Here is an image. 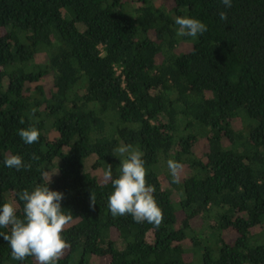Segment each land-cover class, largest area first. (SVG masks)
I'll list each match as a JSON object with an SVG mask.
<instances>
[{"label": "trees", "instance_id": "1", "mask_svg": "<svg viewBox=\"0 0 264 264\" xmlns=\"http://www.w3.org/2000/svg\"><path fill=\"white\" fill-rule=\"evenodd\" d=\"M166 1L0 0V203L22 215L17 193L57 170L48 186L72 215L57 264H264V0ZM184 15L207 32L177 36ZM121 144L143 152L159 227L108 210L111 182L92 169L118 176ZM13 154L26 170L4 166ZM169 161L187 169L177 182ZM35 262L0 238V264Z\"/></svg>", "mask_w": 264, "mask_h": 264}, {"label": "clouds", "instance_id": "2", "mask_svg": "<svg viewBox=\"0 0 264 264\" xmlns=\"http://www.w3.org/2000/svg\"><path fill=\"white\" fill-rule=\"evenodd\" d=\"M225 9L232 6V0H220ZM220 21H227L225 11L218 13ZM176 35L195 40L207 32V25L197 18L176 16ZM35 112V109L32 110ZM19 123L23 124L21 119ZM22 141L31 145L40 137V131L35 126H28L18 130ZM116 152L119 154V175L113 177L111 166L104 171V178L111 182L112 191L108 195L107 206L113 217L130 215L134 222H147L159 227L162 220V210L154 198V187L146 184L147 170L143 159V152L131 145L121 144ZM3 164L6 168L27 169L22 157L18 154L6 156ZM181 165L175 161L168 162V169L177 182V171ZM55 173V172H54ZM53 174V173H52ZM50 176L44 185L31 190L17 193L23 202L22 215H17V207L12 202L0 203V229H7V234L0 231V238L5 240L10 248L12 260L20 262L26 257H33L36 264H57L64 250L69 246L62 233L69 226L72 215L62 211L61 201L64 194L51 190ZM92 202L95 203L92 197Z\"/></svg>", "mask_w": 264, "mask_h": 264}, {"label": "rangeland", "instance_id": "3", "mask_svg": "<svg viewBox=\"0 0 264 264\" xmlns=\"http://www.w3.org/2000/svg\"><path fill=\"white\" fill-rule=\"evenodd\" d=\"M154 1V4L156 7L158 8H168V3L166 0H153ZM184 49V48H183ZM35 61L37 63H44V56L42 54H39L35 57ZM41 85H43L44 87H48L50 85V78L49 77H44L40 80L39 82ZM232 124H233V127L235 129H239L241 127V122L240 120L237 118V119H234L232 121ZM204 149H205V141L202 139V140H199V142L197 143V145L194 147L193 151L196 155L198 156H201V154L204 152ZM55 172V173H54ZM92 172L97 175L102 181H105V178H104V175H102V173L100 172L99 169H92ZM53 173V174H52ZM178 176L181 178L182 176L186 175L187 174V169L186 168H180L178 171ZM58 172L57 170L54 168L52 170H49V171H46L45 174H44V177L45 179H48V176H50V178H54L55 176H57ZM164 181V180H163ZM165 184L164 185H167L166 182H164ZM172 198L173 200H177V195L173 193L172 195ZM198 223L199 221L195 220L193 222V226L198 229ZM228 234L230 235V237H232V234L230 232H228ZM186 244V243H185ZM63 255V254H62ZM89 262L91 264H107L108 260L106 258H100V259H97L95 257H90V260ZM36 264V262H35Z\"/></svg>", "mask_w": 264, "mask_h": 264}]
</instances>
